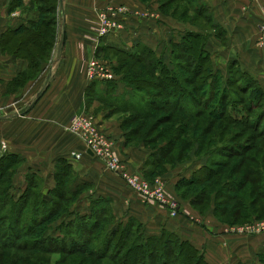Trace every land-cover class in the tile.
Here are the masks:
<instances>
[{
    "label": "crops",
    "instance_id": "crops-1",
    "mask_svg": "<svg viewBox=\"0 0 264 264\" xmlns=\"http://www.w3.org/2000/svg\"><path fill=\"white\" fill-rule=\"evenodd\" d=\"M11 1L0 0V148L5 143V151L23 159L14 180L16 183L24 179L25 186L17 185L15 192H22L28 185L27 176L36 174L44 180V197L52 199L57 185L56 165L66 159L72 167L73 185L79 186L77 201L70 208L75 213L90 215L92 200L108 198L114 217L111 226L134 220L146 237L159 236L166 229L192 243L209 264H261L264 235L235 231L229 227L231 224L217 218L213 207L202 211L178 193V182L188 179L204 164L202 160L196 162L194 157L190 163L167 166L166 172L155 174L180 205L179 212L172 216L166 206L144 201L67 129L75 115L93 117L98 130L113 142L120 159L132 172L152 174L148 165L151 147L127 138L121 112L109 113L106 86L102 88L100 81L89 80L86 66L89 59L104 54L98 55L104 44L131 47L141 43L160 57L170 53L171 42H178L186 30L179 27L177 19L164 14L158 0H58V43L63 38L62 50L59 53L58 44L55 57L42 61L38 75L18 85L19 76L30 71L29 61L3 52L2 35L10 27L19 31L30 21L39 22L44 13L40 0H20L14 8L9 7ZM199 2L206 5L220 29L219 39L212 34L206 43L212 54L213 46L224 50L220 58L226 64L219 70L228 72L229 62L235 61L264 88V45L259 39L264 0ZM109 4L126 5L131 11L122 19L119 31L98 43L91 39L93 22L98 10ZM121 87L118 84L113 95H119ZM74 216L69 213L61 217L46 235L60 236L58 225Z\"/></svg>",
    "mask_w": 264,
    "mask_h": 264
},
{
    "label": "trees",
    "instance_id": "trees-1",
    "mask_svg": "<svg viewBox=\"0 0 264 264\" xmlns=\"http://www.w3.org/2000/svg\"><path fill=\"white\" fill-rule=\"evenodd\" d=\"M19 1L20 0H12L9 7L14 8ZM40 1L42 2L40 8L44 15L39 22L30 21L19 31L10 27L3 33L1 38V48L3 52L25 58L29 61L31 76L39 73L42 61L51 59L57 33L55 24L58 0ZM181 1L186 2L190 6L189 9L194 13L200 14L206 12V15L211 19L206 5L201 4L199 0ZM165 5L166 4L160 5L163 11L165 10ZM177 12L178 9H175L172 14L177 15ZM187 12L188 11L183 14L185 15ZM47 14H53L54 16L47 17ZM212 26L218 27L214 23H212ZM218 35H221L219 27ZM198 36V34L196 35L190 30L184 31L178 42H171V50L175 52V50L179 49L182 50L179 54L185 53L186 49H189L192 45L190 41L196 39ZM99 51L100 54L98 53V55H101V52L106 54L108 51H115L124 57L122 59L123 61L121 60L118 64L119 67H116V69H118L116 71L123 72L125 75V85L137 95H142L140 92L150 87H156L157 90H161L160 92L168 91L169 93L167 95L169 98L165 103L166 105L161 104L160 106H171V109H179V103L188 101L193 106V109L190 111L183 110L185 113L198 112V115H202L205 113L206 109L207 117H210L211 121L224 122V119H229L233 123L238 121L243 125L241 121L245 119L243 114L235 119L232 114L229 116L226 115L225 111L228 104L232 106L234 103H247L246 111L254 107H261L262 104L264 105V88L259 82L237 66V62L235 61L229 62L227 74H224L219 69L214 70L212 67L213 62H211V55L207 49L205 50L204 44L201 46L198 53L201 54L200 57L189 55L197 61L195 64H192L193 73L201 72V74L204 75V83L202 84V86H204L202 89L207 93L203 91V94L205 93L206 96L200 100L197 99L198 97H195L194 94L191 96L189 93L190 89H187L188 92L181 88V81L178 79L179 76L177 75L178 72L176 68L178 63L176 64L175 61H173L174 67L172 69L169 68L163 58L158 56L156 52L147 45L139 43L131 47H120L113 44H104L100 46ZM186 66L187 68L190 67V63L183 64L184 70H186ZM233 70L236 72L235 75H237L238 79H230V75L232 78H235L232 74ZM154 73L157 74L155 82L148 81L150 79L144 77L148 75L152 76ZM29 78L31 77L26 73L20 75L16 81L18 85H21ZM116 80L117 78L106 82V91L109 96L115 93L117 89L118 82ZM232 93L237 95L239 102L237 100L232 101L233 98L231 97L232 99H229L230 103H227L228 100L226 97L232 95ZM89 96L90 94L88 93V97ZM192 97H195V100L200 103L204 108L202 109L204 112L201 113L199 108L194 107L190 99ZM141 100L142 98L140 101L126 100L124 103L118 104V102L114 100L110 101L106 99V102L109 104L110 114L118 111H134L136 114H139L138 116L142 115L140 117L147 118L152 113L151 109L155 106H157V109H163L162 107H158L154 99L146 98L144 99L146 101L143 103ZM126 103L131 104L124 105ZM117 107L122 110L115 109ZM166 107H164V109ZM170 118L169 116L166 120ZM260 123L262 125L258 131L259 134L256 140L262 138L261 142H248L247 144L241 143L239 145L230 143L218 147L216 151L217 155L233 157L235 154H238V156H240L239 161L232 165L231 174L238 172L237 168L241 167L248 158L256 164L259 163L258 153L263 155L262 158L264 161V110L257 116L251 125L258 128ZM189 125L190 124H188L187 127H189ZM123 126L125 128V124ZM127 138L131 139L130 135H127ZM132 139H134V137H132ZM142 141L151 147L150 142L146 140ZM174 141V139H170V146L162 149L161 156L164 157L155 160V156L158 155L157 149H152L151 147L152 153L148 160V165L150 166L149 172L152 174H148L147 176L144 174V176L148 179H154L155 174L163 173L166 170V168H163L164 170L162 169L159 171L158 168L161 164H163V167H167L164 160L167 159L172 149L175 147ZM231 150H239V153L233 154ZM252 150L256 151L255 155L248 157L244 154ZM181 156L182 154L179 155V157ZM216 160L218 162L216 161V164L213 166L211 163H206L193 172V176L199 175L201 177L200 180H191L189 178L181 179L177 184V191L180 192L187 186L194 185L195 181H204L205 183L211 184L213 182L212 179L220 176L223 169L231 162L230 159H226V161L223 162L221 161L222 159ZM22 161L23 159L19 155L4 151L0 155V183L6 173L10 172L11 169L17 168L18 164L22 163ZM175 162L180 161L177 159ZM262 164L264 167V162ZM249 172L248 174H242L240 180L229 178L226 182L224 181V185H237L232 189H226V192H228L226 195L228 199L234 197V195H231L229 192L236 191L238 193L244 190L248 182L250 183L248 189L249 194L252 195L258 191L260 198H264V187H261L264 186V174L254 168H250ZM54 175L57 185L52 190V199L50 200L42 195V191H33L34 188H39V186H37L38 181L42 183V178L36 174H29L27 176L28 185L25 187L24 192L17 193V197L8 192L0 193V212L3 208L4 210H10V213H5L4 215L3 212L0 215L1 227L6 226L2 230L0 229V263L2 258L8 255L10 264H49V260L43 258H34L31 262L30 259L33 258V253L37 252L38 254L48 255L53 253L61 254L56 264H102V261L105 259H108L112 264H209L202 252L192 243L181 240L175 233L166 229H164L159 236L146 237L141 229V225L134 220L127 222L125 225L119 223V225L111 226L114 223V217L110 209V201L108 198L92 200L90 215L75 213L70 208L78 195L79 186L74 187L73 185L74 175L71 164L66 159H60L56 165ZM151 175L154 176L151 177ZM251 175L255 177H251ZM258 178L263 181L262 185L258 184ZM40 185L43 186V184ZM218 193L221 194L220 188ZM181 194L202 211L212 208L206 207L207 203L201 199V194L195 195L194 197L196 198H190L186 192ZM244 198L245 196L243 195L241 197L242 201H244L243 205H240L239 202L232 205L231 214L240 216L238 219H246V216L249 217L251 215L256 216L252 220H248L249 222L254 219H264V203L260 205L258 210H254V207L257 206L258 199L254 198L245 201ZM67 201H71L69 202L70 204H68ZM6 206H9L10 209L6 208ZM213 209L215 215L219 216L223 219L222 221L225 222L228 210L222 209L221 206H217V208L214 206ZM61 210H66L68 214L75 215L74 218L58 225V230L62 233L60 236L54 237L46 235L47 230L51 229V222L54 221ZM108 217L110 218L109 223L107 224V228H105V234H103L102 237L100 236V239L96 231L100 224H102V221L106 220ZM238 219L233 223H237ZM6 220L10 221L8 225L3 224ZM230 224H232V222ZM134 229L137 230V233L135 232L136 235H132ZM94 240L98 241L97 245L95 247H90L89 243ZM9 249L14 250L13 253L7 254ZM19 251L31 252L32 254H18ZM77 254H82L83 257H78ZM263 260L264 256L261 257V261ZM239 264L245 263L240 262Z\"/></svg>",
    "mask_w": 264,
    "mask_h": 264
},
{
    "label": "rangeland",
    "instance_id": "rangeland-1",
    "mask_svg": "<svg viewBox=\"0 0 264 264\" xmlns=\"http://www.w3.org/2000/svg\"><path fill=\"white\" fill-rule=\"evenodd\" d=\"M148 1H151V0H148ZM250 1H256V0H250ZM158 3H159V6L161 4H166L164 7L165 10L164 11L162 10V12L168 16H172L176 18L177 21L180 23L179 27L184 28L186 30H190L194 32V34L199 35L196 39H193L190 41L192 45L189 49H186L185 53L179 54L182 50L177 49L175 50V52L172 51L168 54L164 52V54L162 53L161 57L171 69L174 67L173 61H175L176 64L178 63L177 64L178 66L176 65V68L178 72L177 75L179 76L178 79H180L181 81L180 82L181 88L186 91H188L187 89H190V92L189 91L188 92L191 94V96L194 94L195 97H198L197 99L199 100L203 99L204 96H206L205 93H207L205 92L204 89H202L204 86V85L202 86V84L204 83V79H203L204 75L201 74V72L193 73L192 64H195L197 61L193 57H190L189 55L200 57L201 54H198V53H199L201 46L204 44L205 50H206V43L208 41V38L212 36V34H215L216 37L219 39L218 27L212 26L213 21L209 19V17L206 15V12L196 14L189 9L190 6L184 1L158 0ZM175 9H178L177 15L172 14V12ZM186 11L188 12L184 15L183 13H185ZM263 13L264 11L262 12V15ZM53 16H54L53 14H47V17H53ZM59 22H60L59 17H57L56 15L55 29L57 33H56V38L54 41L53 52H52L51 58L55 57L56 47L59 44L58 37H59V32H61V27L59 25ZM259 39H260V35H259ZM212 51H213V54L212 52H209V51L208 52L210 53L211 58H212L211 59V62H213L212 67L214 70H217L226 64V62L224 61L225 59L220 58V52L224 50L223 49L220 50L218 46H213ZM97 58H99L100 61H102L106 66L109 67V69L113 72L114 76H116L117 78L116 81L118 82V84H121L122 86L121 90L119 91L120 92L119 95L112 94L111 96H109L108 99L110 101L114 100L115 102H118V104H120V103H124L126 100L127 101H140V99L142 98L141 102L143 103L146 101L144 99L147 98V99H154L156 103L158 104V107L163 108V109L161 108L157 109L156 108L157 106H155L154 108L151 109L152 113L147 118L140 117L142 115L138 116L139 114H136L134 111L132 112L131 111H126V112L118 111V112H121L122 114L123 123L125 124V130L128 131L127 135H130L131 138L134 137L141 141L146 140L147 142H150L152 149H157L158 155L155 156L154 160L157 158L164 157V156H161L162 149H165L166 147L170 146L169 145L170 139L175 140L174 141L175 147L172 149L167 159L164 160L165 165L167 166H175L178 164L182 165V164H186L187 162L190 163V161L193 160L194 157H196L195 158L196 162L197 160H202V162L204 163L203 165H205L206 163L207 164L211 163L212 166L216 164V161H217L216 159H222L221 160L222 162L226 161V159L227 160L230 159L231 162L229 163V165H227L223 169V172L220 174V176H217V178L212 179L213 182L211 184L205 183L204 181H200V182L195 181L194 185L187 186L186 188L182 189L180 192L181 193L186 192L190 198H196L194 197L195 195L201 194V199L204 200L205 203H207L206 207L215 206L217 208V206L218 207L221 206L222 209L224 208L228 210L226 218L225 217L223 218H225L226 220L225 222L226 223L228 222L229 225L232 222V224L229 226L230 228L234 229L235 231H240L243 228L247 229L248 227L247 225L254 222L255 219L251 222H249L248 220H252L256 216L251 215L249 217L246 216L247 217L246 219L244 218L238 219V217L240 216H237V215L234 216V214H231L232 205H235L238 202L240 203V205H243L244 201H242L241 197L244 195L245 201L246 200L249 201L250 199H254V198L258 199L257 206L254 207V210L255 209L258 210L260 205L264 203V198L262 197L260 198V195H258V191H256L252 195L249 194L248 189L250 187V183L248 182L244 190L238 193L236 191L229 192L231 195H234V197L232 199H228V197L226 196L228 193L226 192L227 191L226 189L228 188L232 189L235 187L236 184L224 185V181L226 182L229 178L240 180L242 177V174L250 173L249 172L250 168H254L256 170L258 169L264 174V167L262 164L264 162L262 158L263 155L261 153L257 154L258 161H259V163L257 164L254 161L252 162L249 158L246 159L243 165L237 168L238 172H234V174H231L230 171H231L232 165H234L240 159V156H238V154H235V153H239V150H235V151L231 150V153L233 152V154H235L233 157H226V156L223 157L222 155H217L216 151L218 147H221L223 145L230 144V143L234 145H239L241 143L247 144L248 142L249 143L250 142L251 143L261 142L262 138H260L259 140H256V138L258 137V134H259L258 131L261 128L262 124L260 123L257 128V127H253L251 123H253L255 119L257 118V116L264 110V105L262 104L261 107H254L246 111L247 103H241V104L234 103L232 106L231 104H228L226 106V111H225L226 115L229 116L232 114V116L235 119L239 117L241 114H243L245 117V119L241 120L243 122V125L238 121L236 123H233L229 119H224V122L211 121L210 120L211 118L207 117L206 109H205V113L202 115H198V112L197 113H194V112L185 113L183 110L190 111L193 109V106L188 101L179 103L178 105L179 109H171V106H167L168 108L166 106H160L161 104L166 105L165 103L166 101H168V98H169V96L167 95L169 93L168 91L160 92L161 90H157L156 87H150L147 90H142L143 92H140V94L142 95H137L135 92H133L130 88H128L125 85L124 83L125 75L123 74V72L116 71L118 70L116 69V67H119L118 64L124 58L121 54L115 51H108L106 54L104 53L101 56H97ZM185 63H190V67L187 68L186 66V70H184V67H183V64ZM86 73H87V68H86ZM223 73L227 74L228 72L226 70V72H223ZM235 73L236 72L233 70L232 74L235 76V78H232V76L228 74L230 75V79H238ZM27 75L29 77H36L38 73L31 76V72L29 71ZM144 77H147L148 79H150L148 81L155 82L157 79V74L154 73L152 76L148 75ZM100 83L102 85V88H105L107 83L105 81H102ZM203 91L205 92L204 94H203ZM127 96L128 98H126ZM195 97L190 98L194 104V107L199 108L201 113L204 112L202 110L204 108L200 105V103L197 100H195ZM226 99L228 100L227 103H230L229 99H232V101L237 100L239 102L237 95L233 93L232 95H228ZM130 104L131 103H126L124 105H130ZM164 107L166 108L164 109ZM115 109L122 110L119 107ZM169 116L171 118L169 120H166L167 117ZM188 124H190L189 127H187ZM2 147L0 148V155L6 150V147L5 148H2ZM180 154H182L181 157H179ZM244 154L250 157L251 155H255L256 151L252 150L249 152H245ZM177 159L180 162H175V160ZM20 165L21 163L18 164L17 168L11 169L10 172L6 173L5 177L2 179V182L0 183V193L8 192L10 194L12 193L13 196L15 195L17 197V193L15 192V189L18 188L17 185L22 184L23 186H25L24 179H22L21 181H16V183L14 180L15 176L18 173ZM200 167H198L197 169H199ZM163 168H166L164 172L168 170V167H163V164H161L158 170L160 171ZM140 174L144 176V174L142 173ZM153 176L154 175H151V177ZM144 177L147 178L146 176ZM251 177H255V176L251 175ZM188 178L191 180H200L201 177L199 175L193 176L192 174ZM155 179L157 178L154 176V179H148V180L154 181ZM257 180L259 182L258 183L259 185L263 184V181L261 179L259 180L258 178ZM43 183H44L43 179H42V183L38 181L37 186H39V188H34L33 191H36V192L42 191V195L44 196L43 186L40 185ZM261 187L263 188L264 186H261ZM219 188H220L221 194L218 193ZM24 191L25 189L22 190V192ZM180 192L178 193L181 194ZM75 201H77V199H75ZM67 202L68 204H70L69 202L71 201H67ZM6 208H9V206H6ZM3 212L5 215V213H10V210H4L3 208V210L0 212V215ZM67 212L68 211L66 210H61L58 216L55 217L54 221L51 222L52 226H50V228L54 229L56 227V224H54V222L59 220L64 215L68 214ZM7 216H10V215H7ZM217 218L219 220H223L219 216H217ZM236 219H238L237 223H233L236 221ZM109 220L110 218L108 217L106 218V220L102 221V224H100L98 230L96 231L100 239L103 236V234H105V230H106L105 228H107V224L109 223ZM9 222H10L9 220H6L3 222V224L8 225ZM5 227L6 226L1 227L0 225L1 230L4 229ZM135 232L137 233V230L134 229L132 235H136ZM254 234L264 235L263 233H254ZM97 243L98 241L94 240L90 242L89 245L90 247H95ZM8 251L9 252H7V254L13 253L14 250L9 249ZM18 254L26 255V254H32V253L19 251ZM33 254H34L33 258L30 259L31 262L33 261L34 258H43V259L49 260V264H56L57 259L61 257V254L59 253H53V254L48 255V254H38L36 252ZM77 255L78 257H83L82 254H77ZM0 264H10L9 256L7 255L6 257L2 258ZM102 264H112V263L108 259H105L102 261ZM261 264H264V260L261 262Z\"/></svg>",
    "mask_w": 264,
    "mask_h": 264
},
{
    "label": "built area",
    "instance_id": "built-area-1",
    "mask_svg": "<svg viewBox=\"0 0 264 264\" xmlns=\"http://www.w3.org/2000/svg\"><path fill=\"white\" fill-rule=\"evenodd\" d=\"M131 10L122 4H109L98 10L97 17L93 22L91 39L100 42L103 37L113 34L122 28V19ZM260 42L264 45V13L259 24ZM87 75L92 81H111L116 79L113 72L102 61L94 56L87 61ZM68 131L78 136L84 145L95 157L104 162L105 167L121 177L126 184L144 201L166 206L172 216L179 212L180 205L166 190L160 179L150 181L140 173L132 172L120 159L113 142L101 133L94 123L93 117L83 114L72 117ZM5 148V143H2ZM247 229L240 231L249 234L264 233V219L255 220L247 225Z\"/></svg>",
    "mask_w": 264,
    "mask_h": 264
},
{
    "label": "water",
    "instance_id": "water-1",
    "mask_svg": "<svg viewBox=\"0 0 264 264\" xmlns=\"http://www.w3.org/2000/svg\"><path fill=\"white\" fill-rule=\"evenodd\" d=\"M62 43H63V38H61L60 41H59V53H60L61 50H62ZM0 113H1V112H0ZM89 152L92 154L91 151H89Z\"/></svg>",
    "mask_w": 264,
    "mask_h": 264
}]
</instances>
